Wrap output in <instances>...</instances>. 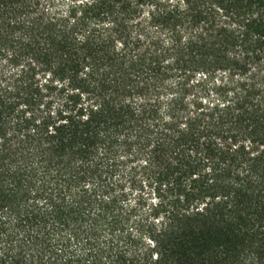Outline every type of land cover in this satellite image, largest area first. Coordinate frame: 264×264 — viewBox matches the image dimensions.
<instances>
[{
	"label": "trees",
	"instance_id": "16d2710c",
	"mask_svg": "<svg viewBox=\"0 0 264 264\" xmlns=\"http://www.w3.org/2000/svg\"><path fill=\"white\" fill-rule=\"evenodd\" d=\"M0 264H264V0H0Z\"/></svg>",
	"mask_w": 264,
	"mask_h": 264
},
{
	"label": "clouds",
	"instance_id": "9594fccd",
	"mask_svg": "<svg viewBox=\"0 0 264 264\" xmlns=\"http://www.w3.org/2000/svg\"><path fill=\"white\" fill-rule=\"evenodd\" d=\"M78 2H79V3H84V2H85V0H78ZM88 2L90 3V2H91V0H88Z\"/></svg>",
	"mask_w": 264,
	"mask_h": 264
}]
</instances>
